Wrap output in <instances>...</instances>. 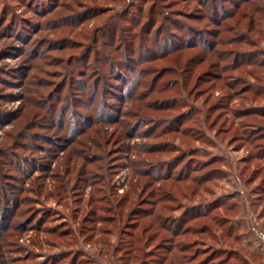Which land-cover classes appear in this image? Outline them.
Returning <instances> with one entry per match:
<instances>
[{
    "label": "rangeland",
    "instance_id": "obj_1",
    "mask_svg": "<svg viewBox=\"0 0 264 264\" xmlns=\"http://www.w3.org/2000/svg\"><path fill=\"white\" fill-rule=\"evenodd\" d=\"M262 186L264 0H0V264H260Z\"/></svg>",
    "mask_w": 264,
    "mask_h": 264
},
{
    "label": "trees",
    "instance_id": "obj_2",
    "mask_svg": "<svg viewBox=\"0 0 264 264\" xmlns=\"http://www.w3.org/2000/svg\"><path fill=\"white\" fill-rule=\"evenodd\" d=\"M250 109L252 112L259 110L258 108H253V107ZM251 111H249V112H251ZM259 193H260V197L264 196V186L261 187V191H259ZM185 214H186V212L182 216H178V217L174 216V215L173 216L165 215V222L162 223L161 228L163 227L166 230V232L169 233V236L167 238H165V240L162 242L161 245L158 246L157 249L161 252H159L157 254V256L155 255V251L150 252V256H152V259L147 264H160V262L165 257V251L169 250L171 248H175L176 250H178V254H179L178 256H180L182 262H185V263L188 262V261H186L187 259L183 258L181 253H183L186 249H189L191 245L174 239L178 235L187 233V231L190 228L189 226L182 227V225L180 223L181 218L185 217ZM160 218H164V217L160 216L159 219ZM194 229H196V228H194ZM243 261H244V259H243ZM205 263L206 262L199 260L198 262L191 263V264H205ZM218 263L219 262H217L216 264H218Z\"/></svg>",
    "mask_w": 264,
    "mask_h": 264
},
{
    "label": "crops",
    "instance_id": "obj_3",
    "mask_svg": "<svg viewBox=\"0 0 264 264\" xmlns=\"http://www.w3.org/2000/svg\"><path fill=\"white\" fill-rule=\"evenodd\" d=\"M236 194V195H235ZM234 196H238L239 193L235 192ZM237 203V202H236ZM245 212V210H244ZM246 216L243 215L242 216V225L244 224L245 227H247V230H245L246 236L247 234H249V236H251V238L246 239V236H243L242 239L245 241H242V243H244V245H246V247H251V249L254 250V253L256 254V256L258 257V260L260 264H264V246H261L260 244H258V242L253 238V236L251 235V233L249 232V224L251 222H254V220L252 219L251 215L249 213H246ZM244 232L241 233V235H245ZM178 250H176L175 248H171L169 250L165 251V257L164 259L160 262V264H184V262L181 261L180 256H178ZM244 262L245 264H254L252 262V260L250 258H248L247 256H243ZM188 263V262H186Z\"/></svg>",
    "mask_w": 264,
    "mask_h": 264
},
{
    "label": "built area",
    "instance_id": "obj_4",
    "mask_svg": "<svg viewBox=\"0 0 264 264\" xmlns=\"http://www.w3.org/2000/svg\"><path fill=\"white\" fill-rule=\"evenodd\" d=\"M249 232L251 233L253 238L258 242V244L264 246V228L260 227L256 222H251L249 224ZM102 264L107 263L103 262Z\"/></svg>",
    "mask_w": 264,
    "mask_h": 264
}]
</instances>
